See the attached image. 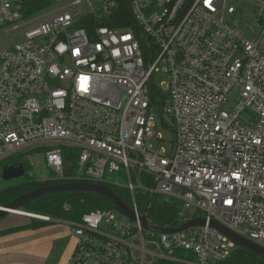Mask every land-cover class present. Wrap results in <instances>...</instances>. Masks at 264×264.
Returning a JSON list of instances; mask_svg holds the SVG:
<instances>
[{
  "label": "built area",
  "instance_id": "obj_1",
  "mask_svg": "<svg viewBox=\"0 0 264 264\" xmlns=\"http://www.w3.org/2000/svg\"><path fill=\"white\" fill-rule=\"evenodd\" d=\"M244 1L236 18L227 0H52L31 17L0 0V30L22 36L0 50V162L32 149L47 180L124 188L136 216L83 214L67 264H219L236 246L211 220L264 249V0ZM157 118L169 155L150 146ZM136 195L205 224L148 230Z\"/></svg>",
  "mask_w": 264,
  "mask_h": 264
},
{
  "label": "trees",
  "instance_id": "obj_2",
  "mask_svg": "<svg viewBox=\"0 0 264 264\" xmlns=\"http://www.w3.org/2000/svg\"><path fill=\"white\" fill-rule=\"evenodd\" d=\"M19 3L22 16L31 17L50 7L52 5V0H19ZM121 12L126 16L128 14L125 6L122 7ZM107 26L117 27L110 24H107ZM151 100L153 103L161 104L162 97L158 100L156 99V94H152ZM3 163H21L24 171L30 172V166L21 162L17 157H14V155L0 162V170L1 164ZM49 184L56 183L51 180L43 182L29 177L21 183L1 186L0 206H4L24 193ZM109 188L124 204L129 208H132L131 197L127 190L116 186H109ZM135 201L137 203V211L144 215L153 225L159 228H177L181 226L178 218L180 205L173 199H167L159 195H136ZM97 209L118 211L110 200L92 192L79 191H64L46 194L28 202L21 208L23 212L28 214L47 216L51 219L67 220L71 222H77L83 214ZM7 216L1 218L0 221ZM26 220H29L27 225L10 227L6 230L0 231V234L12 232L23 227H33L42 223L37 219L28 218ZM219 264H264V259L259 258L249 250L236 247L230 256Z\"/></svg>",
  "mask_w": 264,
  "mask_h": 264
},
{
  "label": "crops",
  "instance_id": "obj_3",
  "mask_svg": "<svg viewBox=\"0 0 264 264\" xmlns=\"http://www.w3.org/2000/svg\"><path fill=\"white\" fill-rule=\"evenodd\" d=\"M30 218L42 223L0 234V264H67L75 247L72 222ZM20 221L4 218L0 231L29 223Z\"/></svg>",
  "mask_w": 264,
  "mask_h": 264
},
{
  "label": "water",
  "instance_id": "obj_4",
  "mask_svg": "<svg viewBox=\"0 0 264 264\" xmlns=\"http://www.w3.org/2000/svg\"><path fill=\"white\" fill-rule=\"evenodd\" d=\"M0 176L2 181H10L20 177H31L30 172H25L21 163H14L9 166H4L0 170ZM64 191H79V192H92L98 194L108 200H110L113 205L118 209L119 212L126 215L128 218L134 220L135 213L129 208L126 204H124L113 192L112 190L101 184H91V183H56L45 185L36 189H33L30 192L24 193L11 202L5 204L4 206H0V219L7 216L12 215V211L19 212L21 208L26 205L28 202L35 200L41 196L46 194H51L55 192H64ZM23 212V211H21ZM25 216L35 217L28 213H25ZM23 214V215H24ZM138 220L141 225L151 231L156 233H170L175 231H182L187 228L193 226H199L205 224L204 218L192 219L181 225L178 228H159L156 226H152L148 223L147 219L144 215H138ZM209 226L217 229L220 233H222L225 237H227L232 243L235 244L236 247H240L246 250H249L256 254L259 258L264 259V249L259 246L253 244L252 242L245 240L244 238L234 234L233 232L223 228L221 225L216 223L215 221H209Z\"/></svg>",
  "mask_w": 264,
  "mask_h": 264
},
{
  "label": "rangeland",
  "instance_id": "obj_5",
  "mask_svg": "<svg viewBox=\"0 0 264 264\" xmlns=\"http://www.w3.org/2000/svg\"><path fill=\"white\" fill-rule=\"evenodd\" d=\"M90 1H95L97 3L101 2L102 0H90ZM228 6H232L235 9V16L236 18L239 17H245L248 15H251L253 11V5L249 1H244V0H227ZM258 32V31H257ZM256 32V34H257ZM250 39V37H249ZM22 41V36L20 33H13V34H5L4 30H0V50H4L6 48L13 47L15 44L19 43ZM165 80V76L163 75H157L154 78V85L156 89L162 88V83ZM152 93L156 94V99L160 100L161 96L159 93L155 91V89L152 87ZM230 104H234L232 100H230ZM243 120L247 122L252 121V117L250 114L245 113L242 116ZM154 131L156 132V135L160 140L157 142V140L151 141L150 146L152 148L159 147V149L166 154H170L173 150V132L170 131L168 128H166L158 118L156 119V126ZM32 154V149H26L18 154H15L14 157H17L21 162L28 164L30 166L29 161L27 160L28 156ZM32 158L36 160L35 166H30V176L31 178L37 179L39 181L45 182L49 176V170L46 167L43 156L41 154L37 155H32ZM29 177H20L14 180L10 181H2L1 176H0V187L1 186H6L9 184H17L24 182L26 179ZM113 178H116V176H113ZM119 182H123L122 180H119ZM22 211V210H21ZM114 217L120 221V222H128L129 219L122 214L121 212L117 210H112ZM33 215V214H30ZM35 217H47V216H38V215H33ZM6 218H9L10 220L13 219H18L21 220L20 222L22 223L24 220L30 218V216H25V215H9Z\"/></svg>",
  "mask_w": 264,
  "mask_h": 264
},
{
  "label": "bare ground",
  "instance_id": "obj_6",
  "mask_svg": "<svg viewBox=\"0 0 264 264\" xmlns=\"http://www.w3.org/2000/svg\"><path fill=\"white\" fill-rule=\"evenodd\" d=\"M11 213H12V215H23V214H24V213L21 212V211H19V212L12 211ZM24 215H25V214H24Z\"/></svg>",
  "mask_w": 264,
  "mask_h": 264
},
{
  "label": "flooded vegetation",
  "instance_id": "obj_7",
  "mask_svg": "<svg viewBox=\"0 0 264 264\" xmlns=\"http://www.w3.org/2000/svg\"><path fill=\"white\" fill-rule=\"evenodd\" d=\"M9 165H11V164L3 163V164H1V168L4 167V166H9Z\"/></svg>",
  "mask_w": 264,
  "mask_h": 264
}]
</instances>
